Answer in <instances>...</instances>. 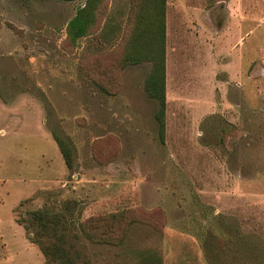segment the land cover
I'll list each match as a JSON object with an SVG mask.
<instances>
[{
	"label": "rangeland",
	"instance_id": "374dc122",
	"mask_svg": "<svg viewBox=\"0 0 264 264\" xmlns=\"http://www.w3.org/2000/svg\"><path fill=\"white\" fill-rule=\"evenodd\" d=\"M82 1L0 0V264H46L23 221L70 198L75 224L139 211L122 244L74 238L90 264H264V0H168L164 141L153 63L121 61L133 0H105L84 70L62 39Z\"/></svg>",
	"mask_w": 264,
	"mask_h": 264
},
{
	"label": "trees",
	"instance_id": "16d2710c",
	"mask_svg": "<svg viewBox=\"0 0 264 264\" xmlns=\"http://www.w3.org/2000/svg\"><path fill=\"white\" fill-rule=\"evenodd\" d=\"M74 1V0H60ZM167 1L133 0L132 23L127 35L125 49L121 57L122 65L152 62L153 68L145 81V93L159 100L157 118L160 124L162 141L166 136L167 115ZM105 0H86L67 27L64 47L75 53L79 40L91 34L103 18ZM84 70V51L78 59ZM94 75V73H93ZM60 151L71 174L75 173V157L72 148L62 136L54 133ZM77 199H67L61 210L44 207L29 211V219L23 221L28 234L40 247L46 264H90L89 259L82 261V252L74 238L82 236L99 244L119 245L124 243L139 211L123 210L111 214L94 215L77 224L72 216L78 207ZM30 226L37 227L30 233ZM34 235V237H33ZM73 236V240L70 236ZM137 264H164V259L154 249L140 252Z\"/></svg>",
	"mask_w": 264,
	"mask_h": 264
},
{
	"label": "crops",
	"instance_id": "0c3cea01",
	"mask_svg": "<svg viewBox=\"0 0 264 264\" xmlns=\"http://www.w3.org/2000/svg\"><path fill=\"white\" fill-rule=\"evenodd\" d=\"M76 1H79V0H74V1H61V2H68V3H71V2H76ZM85 3H86V0H84V1H82L80 4H78L77 9H76L74 15H73L70 19H68V21L66 22V25H65V27H64L65 33H64V36H63L62 39H65V38L67 37V27H68L69 21H70L73 17H75V15L77 14L78 9H79L80 7H83V6L85 5ZM167 6H168V1H167ZM166 22H167V13H166ZM82 39H83V37L79 40V42H81ZM219 39H220V38H219ZM209 43H210V42H209ZM210 45H212V44L210 43ZM79 49H80V47L78 46V47H77V51H76L75 53H73V54H71L70 52H68V51H66V50L63 49L64 53H66V55H67L68 57H69L70 55H76V61H77L76 63H77V66H78V59H79ZM211 49H212V48H211ZM211 53H212V52H211ZM78 67H79V66H78ZM66 165H67V164H66ZM67 167H68V166H67Z\"/></svg>",
	"mask_w": 264,
	"mask_h": 264
},
{
	"label": "flooded vegetation",
	"instance_id": "af4514ba",
	"mask_svg": "<svg viewBox=\"0 0 264 264\" xmlns=\"http://www.w3.org/2000/svg\"><path fill=\"white\" fill-rule=\"evenodd\" d=\"M220 25H221V23H220Z\"/></svg>",
	"mask_w": 264,
	"mask_h": 264
}]
</instances>
